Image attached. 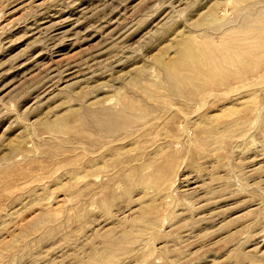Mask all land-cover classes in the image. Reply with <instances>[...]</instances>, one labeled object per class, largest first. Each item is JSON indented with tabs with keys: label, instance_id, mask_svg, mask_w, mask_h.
Listing matches in <instances>:
<instances>
[{
	"label": "rangeland",
	"instance_id": "rangeland-1",
	"mask_svg": "<svg viewBox=\"0 0 264 264\" xmlns=\"http://www.w3.org/2000/svg\"><path fill=\"white\" fill-rule=\"evenodd\" d=\"M263 75L264 0H0V264H264Z\"/></svg>",
	"mask_w": 264,
	"mask_h": 264
},
{
	"label": "bare ground",
	"instance_id": "bare-ground-1",
	"mask_svg": "<svg viewBox=\"0 0 264 264\" xmlns=\"http://www.w3.org/2000/svg\"><path fill=\"white\" fill-rule=\"evenodd\" d=\"M263 77H264V75H263ZM261 79V78H260ZM260 82H261V80H260ZM263 83V82H262ZM260 85V84H259ZM233 94V93H232ZM234 98V97H233ZM89 123V122H88ZM90 124V126H91V130H94L95 132H102V131H104V132H106V131H108V129H106L107 127H106V125H103L104 123H102V121H101V123L99 124V125H94V124H92V123H89ZM233 126V125H232ZM237 126V125H236ZM103 127H106L105 129H103Z\"/></svg>",
	"mask_w": 264,
	"mask_h": 264
}]
</instances>
